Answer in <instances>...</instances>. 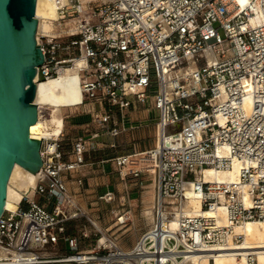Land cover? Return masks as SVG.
I'll return each instance as SVG.
<instances>
[{
  "label": "built area",
  "instance_id": "obj_1",
  "mask_svg": "<svg viewBox=\"0 0 264 264\" xmlns=\"http://www.w3.org/2000/svg\"><path fill=\"white\" fill-rule=\"evenodd\" d=\"M56 2L55 30L42 25L36 33L41 79L83 58V98L76 105L122 111L131 99L152 101L157 143L113 160L121 177L153 175V219L127 249L113 238L81 248L87 234L66 229L79 212L65 207L72 199L63 173L83 163L90 144L78 137L74 160H65L61 130L41 139L32 195L24 192L15 211L4 208L0 264H202L204 258L212 264L213 252L242 239L235 225L264 219V0ZM89 114L110 135L124 130L108 109ZM234 159L243 165L237 182L203 178L204 169L229 168ZM188 186L199 193L201 208L221 206L227 223L187 214ZM103 197L114 198L111 191ZM253 260L249 254L243 264Z\"/></svg>",
  "mask_w": 264,
  "mask_h": 264
},
{
  "label": "rangeland",
  "instance_id": "obj_2",
  "mask_svg": "<svg viewBox=\"0 0 264 264\" xmlns=\"http://www.w3.org/2000/svg\"><path fill=\"white\" fill-rule=\"evenodd\" d=\"M50 21L51 20H46L42 22V25H44L47 30L54 31L55 23H50ZM64 40L67 41V38H64ZM89 103L90 101H86L85 106L87 110H89ZM131 105L132 104L124 109V117L123 112L117 110V107H110L111 109H109L108 106L106 107L105 104H103V108L111 111V121H115L117 125L120 124L123 119H125L126 116L130 114V112L137 115L136 117H138V114L140 112L147 113V121H142V127L137 128L134 131V134L138 137L135 139L138 142L141 141V147L143 148V150L149 149L151 148L150 146L155 145V142L157 143L158 129L154 121L156 120V110L154 109L152 101L150 99L145 102L134 101L133 105ZM134 105L136 106V108L134 107ZM100 108L101 107H98L97 109L92 108L90 111L97 112L101 110ZM125 110L129 111V113L125 112ZM43 113L45 115V118H47V116L49 118L51 111L49 109H43ZM56 115L61 117L62 119L61 130L63 134L61 136V147L65 151V160H74L73 151L78 143L77 138L80 136H87L85 140H87L90 144V148L86 150L87 160L94 158V156L98 154L96 153L99 151L98 148H94L99 145L98 143H102L100 144L102 145V148L99 149H101L100 151H103L104 153H110L114 150L120 154L122 152L127 153L131 151V145L129 144V141L124 137H120L119 142H115L116 147L108 146V141H111L109 133L104 129H101L98 124H92L91 120L89 119L88 112H85L84 110V105L61 107L60 111L56 113ZM77 118L82 119V128H80V132L78 131V128L73 125L74 123H72V120ZM111 121L106 124L107 127L112 126ZM94 131H97L98 135L95 138L88 140L91 137L90 134H92V132ZM95 139H97L98 141H95ZM115 140L118 141V139ZM65 156L67 159L65 158ZM84 160L86 159L84 158L83 161ZM109 163L111 164L112 161ZM77 167L66 170L63 173L67 182L68 193L72 199V202L68 203L65 207H67L71 211L72 209H78L79 212L78 217L72 218L67 222V231L77 236H79L81 230L87 234V236H81L79 238L80 247L83 249L102 246L103 244L98 245V239L101 237L102 233H100L97 230V227L92 224L94 223L93 220H95L97 225L99 226L98 228L101 229L102 232H105L106 235L109 236V238L115 239L117 244H119L122 248L126 249L131 247V245L134 244L138 238L139 228L143 227L144 230L150 224V219L146 217L149 214L150 209L148 206H145V203L149 202L150 198L152 197L154 199L155 183L153 175L150 172L143 174V216L135 218L134 215L130 218H126L125 223L118 224L116 221L117 216L119 214H122L123 211L118 214L116 213L125 207L122 206L120 197L125 192H127V188H131V183L134 179L133 176L130 174L125 176L120 182H122L123 185L127 186H125L122 190L118 188H115V191L110 190L114 198L110 201H106L103 196L107 189H105L104 187H106V184L109 183L112 179L110 178V175L119 177V179H121L117 168L116 170H114V166H112L111 164L106 168L105 173L99 174L96 172H91L90 168H87V166H84L83 168L79 167V169ZM78 178L81 179L80 183L77 182ZM149 187H151V189ZM149 195H151V197ZM137 196L138 195H136L135 197L141 199V195L139 197ZM34 200L40 201L41 197L39 195H36L34 197ZM151 204H154V201ZM151 207V209L153 210V206ZM126 210H128V208ZM124 217L125 216H123L122 218L124 219Z\"/></svg>",
  "mask_w": 264,
  "mask_h": 264
},
{
  "label": "water",
  "instance_id": "obj_3",
  "mask_svg": "<svg viewBox=\"0 0 264 264\" xmlns=\"http://www.w3.org/2000/svg\"><path fill=\"white\" fill-rule=\"evenodd\" d=\"M36 2L0 0V217L21 197L8 185L13 166L35 173L42 164L36 103L47 102L38 68L44 54L36 38Z\"/></svg>",
  "mask_w": 264,
  "mask_h": 264
},
{
  "label": "bare ground",
  "instance_id": "obj_4",
  "mask_svg": "<svg viewBox=\"0 0 264 264\" xmlns=\"http://www.w3.org/2000/svg\"><path fill=\"white\" fill-rule=\"evenodd\" d=\"M60 1L62 3L66 2V0ZM58 6L59 4L56 0H37L35 14L38 19V29L41 28L43 20H53L58 17ZM82 6L83 4H81V7ZM83 65V58H77L70 67H61L57 76L54 78L42 79L47 104L36 103L38 111L37 124L39 129L37 138H56L60 134L62 128V119L57 116L56 113L60 111L61 107H70L81 102L83 98L81 79L83 78L82 74H85V72L81 71ZM90 73L91 71H88V74ZM43 109H49L51 111L49 118L48 116L47 118L44 117ZM242 166L240 161L234 159L232 161V166L229 168L204 169L203 178L206 181L218 180L237 182ZM37 177V172L32 173L16 163L11 171L8 185L19 192L22 197V194L28 192L30 187L35 184ZM149 188L151 189V187ZM186 191L188 197L186 202L187 214L191 216L201 215L204 217H213L221 224L227 223L225 211L221 206H217L214 209H203L201 208L199 193L193 191L190 186L187 187ZM32 193L33 191L31 190L28 194L31 196ZM151 195L149 196L151 197ZM21 197L15 204L6 209L15 211ZM153 201L154 199L152 197L149 202L145 203V206H148L150 209V211L148 210L149 214H146L147 216L145 215L150 219V222H152L153 219V210L151 209V206H153L151 203ZM122 217L121 219H123ZM116 221L120 224L117 219ZM92 224L98 228L96 221ZM176 225L175 222L172 223L173 228H175ZM234 232L240 234L242 239L235 242L233 246L219 248L220 250L213 252L212 264H243L249 254L254 255V260L250 264H264V219L247 220L241 224H237L234 226ZM101 237V239L99 238L100 240L98 239V245L110 243V238L105 232L102 233ZM201 263L208 264L205 258L202 259Z\"/></svg>",
  "mask_w": 264,
  "mask_h": 264
},
{
  "label": "crops",
  "instance_id": "obj_5",
  "mask_svg": "<svg viewBox=\"0 0 264 264\" xmlns=\"http://www.w3.org/2000/svg\"><path fill=\"white\" fill-rule=\"evenodd\" d=\"M134 101H136V100L131 99V104L132 105H133ZM85 105H84V110H85V112H88V114H89V112H90V110L92 108H95V109H97L98 107H101L100 109L103 108V105L90 102L89 105H88L89 106V110H87ZM105 106L107 107L108 105L105 104ZM134 107L136 108L135 105H134ZM116 109L119 110L118 108H116ZM121 112H123V117H124V110H122ZM125 112L129 113V111H126V110H125ZM88 116H89V119H90V114ZM136 116L137 115H135V114L130 112V114H128V116H126V118L123 119V121L120 124H118V127H122L124 130L120 134H118L116 136H113V135L109 134L110 138H111V141H108V146L116 147V143L115 142H119V138L120 137H124V138H126V140L129 141V144L131 145V150L133 149V147H135V148H137L139 150H143V148L141 147L142 146L141 141L138 142L135 139V138H138V137L134 134V131L137 128L142 127V123H141L142 121H147L148 114L140 112L138 114V117H136ZM72 121H73L72 123H74L73 125H75L78 128V131L80 132V128H82L81 127L82 119L77 118V119H73ZM137 121H139V122H137ZM154 121L156 123V120H154ZM130 127H133V128H130ZM115 139H118V141H116ZM96 140L97 139H95V141ZM98 144L99 145H97V147H94V148H98L99 151L96 152L98 154L96 156H94V158H92L90 160H87V158H86L87 151H85L84 152V158L86 160H84L83 163H81L78 166L81 167V168H83L84 166H87V168H90L91 172H96V173H99V174L105 173L106 168L109 167L111 164H112V166H114V170H116L117 166H116L113 158L116 155L120 154V153H117L115 150L111 151L110 153H104L103 151H100L101 149H99V148H102L101 147L102 145H100L102 143H98ZM155 144H156V142H155ZM152 146H150V147H152ZM122 153H125V152H122ZM65 158H66V156H65ZM111 161H112V163L110 164L109 162H111ZM79 167H77V168L79 169ZM110 178H112V179L110 180L109 183L106 184V187H104L105 189H107L106 191H110V190H114L115 191V188H118V189L122 190V189H124L125 186H127V185H123L122 182H120L124 177H121V179H119V177H114L113 175H110ZM133 178L134 179H133V181L131 183V188L130 189L127 188V192H125L120 197V202H121L122 206H125V207L122 208L121 210H119L116 213V214H118L121 211H123L125 216H126V218H130L131 216H134V215H135V218L143 216V175H141L140 177H133ZM77 182L80 183L81 179L78 178ZM66 185H67V182H66ZM136 195H138L137 197H139L141 195V199L136 198L135 197ZM127 208H128V210H126ZM142 231H143V227L139 228L138 236L142 233ZM102 237H100V239ZM99 240H98V243H99Z\"/></svg>",
  "mask_w": 264,
  "mask_h": 264
}]
</instances>
